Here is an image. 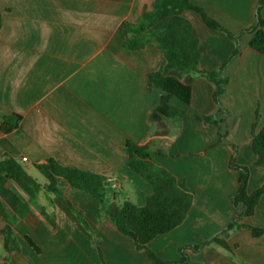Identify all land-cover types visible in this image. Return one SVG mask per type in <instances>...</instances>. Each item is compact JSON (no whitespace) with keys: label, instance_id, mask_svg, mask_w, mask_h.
Segmentation results:
<instances>
[{"label":"crops","instance_id":"crops-1","mask_svg":"<svg viewBox=\"0 0 264 264\" xmlns=\"http://www.w3.org/2000/svg\"><path fill=\"white\" fill-rule=\"evenodd\" d=\"M156 0H0V161L11 157L30 176H43L36 168L49 160L63 167L102 175L111 187L106 205L116 201L143 207L152 187L127 166V141L144 145L155 132L149 115L159 93L149 88V75L163 65L164 56L149 45L137 52L124 48L123 23H138ZM196 6L234 34L253 26L258 0H193ZM201 41V71L222 67L236 45L224 33L213 32L200 15L186 11ZM253 35L241 40L242 53L228 69L229 85L221 103L230 112L228 143L220 142L218 129L198 117L214 115V85L202 77L185 84L193 88L192 103L182 121L169 122L166 157L158 162L177 178L185 179L196 193L186 221L174 231L158 236L148 248L163 261L175 262L187 245H199L219 234L234 220L231 197L237 193L238 173L230 161L250 168L248 192L264 185V168L255 166L253 130L264 127V57L250 47ZM172 75H177L173 72ZM260 109L257 122L256 113ZM13 114L22 121L18 131L5 133L4 119ZM26 158L27 162L22 159ZM40 185L48 184L47 179ZM59 187L64 198L82 212L86 230L69 206L41 193L37 204L56 217V230L19 220L16 232L21 251L8 254L4 246L5 221L0 214V264H154L146 251H138L102 215L90 195L72 190L66 181ZM30 197L14 182L0 188V199L9 213ZM52 199L53 204H50ZM34 209V208H33ZM35 215L43 221L39 212ZM242 223L264 230V195L255 214ZM30 237L38 254L24 240ZM236 258L221 248L188 252L189 264H264V236L250 228L228 238Z\"/></svg>","mask_w":264,"mask_h":264},{"label":"trees","instance_id":"trees-1","mask_svg":"<svg viewBox=\"0 0 264 264\" xmlns=\"http://www.w3.org/2000/svg\"><path fill=\"white\" fill-rule=\"evenodd\" d=\"M186 11L197 13L209 29L224 33L235 43L236 47L232 55L222 67L210 71L200 70V62L203 59L201 41L192 23L184 17ZM1 26L0 12V29ZM120 32L125 36L124 48L127 51L137 52L149 45H155L164 56L160 70L149 75L150 90L160 95L158 105L149 115V121L154 126L155 132L151 135L150 141L144 145L132 141H127L125 145L128 168L152 187L153 194L148 197L143 207L130 202L120 205L116 201L106 205L105 199L111 184L108 178L102 175L63 167L56 161L49 160L44 164L35 165L48 181L47 185L42 186L28 174L20 162L6 157L0 161V188L5 189L9 181H14L30 197L29 202L24 203L15 196L17 206L13 214L8 212L0 199V214L6 224L2 232L6 252L12 254L21 251L16 232L19 220H27L33 226L42 224L49 232L56 230L55 215H50L37 204L42 192L48 197L53 195L69 206L80 224L88 230L83 213L64 198L59 187L60 182L64 180L72 190L93 197L101 206L98 217L107 216L124 236L134 241L138 251L147 252L154 264H189L191 258L188 252L199 253L205 248H221L235 259V253L227 241L233 232L250 228L254 237L264 236V230L242 223L255 214L264 195V185L254 193L248 192L251 171L250 168L236 163L238 148L231 145L235 153L230 161V169L238 173L239 188L231 197L236 217L223 231L203 243L182 247L181 258L175 262L163 261L148 248V245L158 236L174 231L186 221L196 193L185 179L174 176L160 165L157 159L166 157L169 138L173 135L169 122L182 121L192 103L193 88L191 84H185L183 81L187 76L191 83L197 77H202L214 85L213 100L217 110L214 115L198 117V120L207 126H215L218 129L220 142L228 143L227 119L230 117V112L221 103L229 85L228 69L240 57L241 40L246 34L253 35L250 47L264 57V0H258L256 21L253 26L239 34L224 28L203 8L196 6L193 0H156L152 10L143 14L138 23L125 22L121 25ZM173 72L177 75H172ZM256 117L258 122L260 109ZM21 121L20 115L8 116L2 123V129L5 133L17 132ZM256 126L257 123L253 130L252 151L257 157L256 168L263 169L264 127L257 133ZM50 204H53L52 199ZM33 208L39 212L43 221L38 219ZM24 240L38 254L41 253V249L30 237H25ZM4 264H9L8 260Z\"/></svg>","mask_w":264,"mask_h":264},{"label":"rangeland","instance_id":"rangeland-1","mask_svg":"<svg viewBox=\"0 0 264 264\" xmlns=\"http://www.w3.org/2000/svg\"><path fill=\"white\" fill-rule=\"evenodd\" d=\"M228 128V127H227ZM25 166V165H24ZM32 176H34L36 179L39 180L40 183L44 182L45 181V178H43V176H40L39 174L35 173V172H32L31 173ZM109 190V189H108Z\"/></svg>","mask_w":264,"mask_h":264},{"label":"built area","instance_id":"built-area-1","mask_svg":"<svg viewBox=\"0 0 264 264\" xmlns=\"http://www.w3.org/2000/svg\"><path fill=\"white\" fill-rule=\"evenodd\" d=\"M22 161H23V162H27V159H26V158H24V159H22Z\"/></svg>","mask_w":264,"mask_h":264}]
</instances>
